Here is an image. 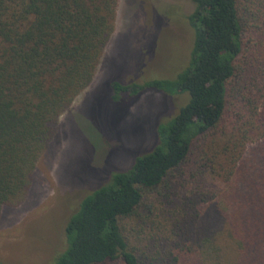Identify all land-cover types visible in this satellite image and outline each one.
<instances>
[{"label": "trees", "instance_id": "1", "mask_svg": "<svg viewBox=\"0 0 264 264\" xmlns=\"http://www.w3.org/2000/svg\"><path fill=\"white\" fill-rule=\"evenodd\" d=\"M192 1L187 68L111 84L112 102L152 90L183 105L150 151L82 199L54 264H264V0ZM118 3L0 0V219L25 202L61 116L93 82ZM170 201L167 243L135 239L159 232Z\"/></svg>", "mask_w": 264, "mask_h": 264}, {"label": "rangeland", "instance_id": "2", "mask_svg": "<svg viewBox=\"0 0 264 264\" xmlns=\"http://www.w3.org/2000/svg\"><path fill=\"white\" fill-rule=\"evenodd\" d=\"M194 7L192 0H119L116 29L93 82L61 116L25 202L0 219V264H54L66 222L82 199L153 148L157 128L175 116L184 96L178 104L149 90L131 102L126 95L112 102L111 84L173 79L184 71L194 43L188 21ZM159 207V232L133 230L135 239L167 243L175 207L171 201Z\"/></svg>", "mask_w": 264, "mask_h": 264}]
</instances>
